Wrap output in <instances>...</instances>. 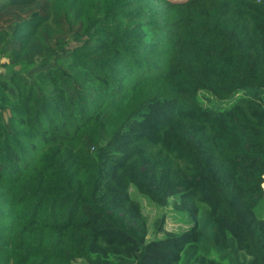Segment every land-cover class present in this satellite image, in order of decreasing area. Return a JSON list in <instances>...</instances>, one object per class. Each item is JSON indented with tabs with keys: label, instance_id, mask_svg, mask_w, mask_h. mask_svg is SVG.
Segmentation results:
<instances>
[{
	"label": "trees",
	"instance_id": "trees-1",
	"mask_svg": "<svg viewBox=\"0 0 264 264\" xmlns=\"http://www.w3.org/2000/svg\"><path fill=\"white\" fill-rule=\"evenodd\" d=\"M263 180L264 0H0V264H264Z\"/></svg>",
	"mask_w": 264,
	"mask_h": 264
},
{
	"label": "rangeland",
	"instance_id": "rangeland-1",
	"mask_svg": "<svg viewBox=\"0 0 264 264\" xmlns=\"http://www.w3.org/2000/svg\"><path fill=\"white\" fill-rule=\"evenodd\" d=\"M229 105L228 101L220 103L214 100L213 102L215 108L220 107L224 109ZM263 184L262 188L264 190ZM140 204L148 223V239L160 238L167 233H182L189 226L177 221L180 216L172 210L171 206L158 207L143 198H140ZM262 216L264 219V210Z\"/></svg>",
	"mask_w": 264,
	"mask_h": 264
}]
</instances>
